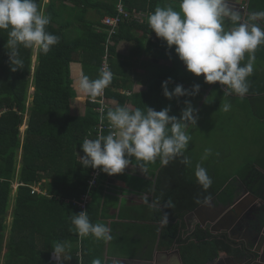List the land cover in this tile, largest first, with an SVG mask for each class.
I'll use <instances>...</instances> for the list:
<instances>
[{"label": "trees", "instance_id": "16d2710c", "mask_svg": "<svg viewBox=\"0 0 264 264\" xmlns=\"http://www.w3.org/2000/svg\"><path fill=\"white\" fill-rule=\"evenodd\" d=\"M258 1L254 0V4ZM125 2L129 10L135 5L141 10L146 8L142 0ZM37 4L51 17L46 31L59 37V43L47 54L21 46L22 63L13 65L17 70L12 71L4 47L7 31L0 30V257L5 249L4 264H58L52 260V246L55 242H67L69 264H92L96 254L91 253L88 258L87 249L98 248L94 245L97 239L92 235L80 236L71 218L81 211L74 200L86 193L94 170L81 166L78 156H83V152L80 144L98 126L100 113L96 110L98 103L90 101L84 106V114L75 113L73 104L78 94L71 64L79 60L85 75L90 79L98 78L107 41V34L98 29L100 19L116 13V0H49L47 3L37 0ZM90 11L100 19L89 16ZM131 23L134 22L127 24ZM117 36L116 41L120 39ZM109 49L110 54L114 52L113 46ZM114 77L113 74L106 94L121 106L125 97L113 92ZM30 97L32 101L28 104ZM25 122L27 128L22 136L20 129ZM108 133L106 130L103 135ZM182 159L177 157L164 166L156 180L155 193L162 208L155 210V220L162 222L166 213L165 226L161 232L158 226H143L142 229L146 232L154 230L156 239L159 235L160 248L179 244L183 264H209L222 256L235 254L224 237L214 236L199 227L189 234L185 231L186 215L214 198L221 189L215 188L210 196L205 197L199 191V197H191V202L196 200V204L189 208L184 206L185 198L180 197L172 185L167 184V190L164 188L169 173H179L183 180L187 177L189 170ZM242 172V183L264 200V175L254 163L245 165ZM107 176L101 173L97 185L91 190L87 214L92 223H97L99 217ZM15 181L23 185L13 196ZM34 185L45 194H32L31 186ZM200 185L199 189H202ZM210 186L214 187V182ZM231 191L225 192L227 201L232 199L228 197ZM12 198V222L8 226L6 219ZM169 201L172 206L166 207Z\"/></svg>", "mask_w": 264, "mask_h": 264}, {"label": "crops", "instance_id": "0c3cea01", "mask_svg": "<svg viewBox=\"0 0 264 264\" xmlns=\"http://www.w3.org/2000/svg\"><path fill=\"white\" fill-rule=\"evenodd\" d=\"M137 1L139 0H135V2ZM228 3L229 7L237 9L241 7L242 10L235 11H238L245 19L252 12L264 11L263 0H259L258 3L255 2L256 4H254V0H228ZM142 5L146 7L144 10H141L136 5L132 10L145 13L147 15L146 18L140 24L126 23L121 26L118 34L120 39L118 41L114 39V44L112 45L114 52H111L110 64L116 84L112 90L125 97L121 106H127L133 110L140 108L145 112L147 107L160 111L170 106L169 115L177 117L180 116L181 110L185 107V101L191 102V105L196 110L198 120L196 126L190 125L188 128L192 139L188 149L184 152V156H187L191 162L186 165L189 172L184 180L179 173L171 175L169 173L168 181L164 185L166 190L169 188L167 184L172 185L174 191L180 197L185 198L183 205L189 208L196 204V200L191 202V197H199V191L201 196L205 197L210 196L215 189L213 186L204 189L197 182L195 172L190 168L198 165V160L205 155V149H209L206 139H209L211 134L208 132L219 126L221 129L218 132L230 134L232 132L231 127L234 124L244 134L251 133L261 136L264 133V45L259 46L255 50L254 70L253 74L248 78V93L244 97L229 96L223 93L219 83L207 84L204 82L203 76L196 77L194 74L189 73L176 56L174 46L173 49H168L166 42H163L154 32H151L152 30L147 23L149 13L153 12L157 6H171L178 10V0H142ZM89 16H93L96 20L100 19L99 15L93 11H90ZM101 21L102 19H100ZM257 23L264 27V20H259ZM225 26L231 27L230 21L226 20ZM247 59L246 54L242 64L246 63ZM82 73L84 74L83 64L76 60L71 64L74 88H76L78 94L74 104H78L79 107L77 108L81 109L79 113L84 114L86 95L77 88ZM168 78L172 80V83L169 84V90L179 84L191 91L193 85L198 84L200 86L199 92L196 95L174 97L169 100L164 97L161 88L162 82ZM108 102L109 107L113 109L120 105L113 98H108ZM225 103L231 104V109L228 112L222 110V106ZM206 134V139H203L202 135L205 136ZM263 143L260 141L255 147L258 148L260 154L262 153V157H256L247 162V164L254 163L257 170L264 175ZM227 149L230 150L231 146L228 145ZM245 162L243 160L244 164ZM163 168L164 165L160 163L159 159L155 162H149L142 168L133 158L131 165L122 174L107 176L104 181L105 194L97 222H102L110 228V239H97L98 241L96 240L94 245H97L98 248L92 247L91 249L89 247L87 249L88 258L91 253L93 255L95 253L93 260L100 259L102 264H177L175 259L159 260L157 255L171 247L160 248L159 235L156 239V236H153L154 230L146 232V230L142 229L143 226H158V231L161 232L166 224L163 221L158 222L155 220V210L162 208L156 197L155 184L158 174ZM243 168L238 174L235 173V175L227 176L224 179L218 188L221 191L217 192L214 198L217 197L220 202L228 203L230 199L227 201L226 196H224L226 191L232 190L228 195L231 198L235 195L237 196L240 192L245 196L243 197L245 198L244 200H248L245 201L239 211L247 213L255 205L263 208L264 200L247 189L242 183L240 176L243 173ZM207 175L210 177L211 183L216 181V175L213 171H207ZM228 182L230 183L228 184ZM199 185L202 189H199ZM245 190L249 192L245 193ZM251 194L257 199L253 198ZM145 197L148 203L144 202ZM219 204V202L215 201L214 204L203 209L198 217L185 218L183 222L186 225L185 231L189 234L193 229L201 228L198 224L199 222L212 220L215 211L221 209ZM182 233L184 232L182 231ZM225 240L227 243L229 242L227 239ZM174 246L180 249L179 244L174 243L172 247ZM63 255L68 257L66 252ZM222 257L224 258L225 256ZM54 259L52 255V260ZM54 262H57V260L55 259ZM229 262L231 263V261ZM63 264H69V261H64Z\"/></svg>", "mask_w": 264, "mask_h": 264}, {"label": "clouds", "instance_id": "9594fccd", "mask_svg": "<svg viewBox=\"0 0 264 264\" xmlns=\"http://www.w3.org/2000/svg\"><path fill=\"white\" fill-rule=\"evenodd\" d=\"M178 4V10L157 6L149 13L147 23L151 32L166 42L168 49L174 46L176 56L189 73L203 76L207 84L219 83L226 95L244 97L249 91L248 78L254 70L255 50L264 45V27L257 23L264 20V11L252 12L245 19L229 7L228 0H178ZM226 20L231 27L225 26ZM50 23L51 17L40 10L37 0H0V30L7 31L4 47L12 71L17 70L13 65L22 63L21 46L37 48L47 54L59 43L58 36L46 31ZM246 54L247 62L242 64ZM112 79V72L106 68L100 69L96 79L82 73L78 88L96 98L103 94ZM170 83L172 80L168 78L161 84L163 95L169 100L199 92L198 84L189 91L179 84L169 90ZM230 109V103L223 104V111ZM170 110V106L160 111L147 107L146 112L127 106L109 108L106 113L109 133L83 140L80 145L84 155L78 156L81 166L112 176L122 174L133 158L142 168L157 159L167 166L177 157H183L181 162L185 165L190 164L184 152L192 139L188 128L197 125L196 110L188 100L179 117L169 115ZM210 154L211 149H205L203 158ZM195 176L204 189L210 187L211 179L205 168L197 165ZM144 202L148 203L146 197ZM165 206L171 207V201ZM163 222H167L166 213ZM71 223L82 237L92 235L96 239H110V228L102 222L92 223L86 210L73 214ZM67 247V242H55L52 246L58 264L70 259L63 255ZM92 264L102 262L94 259Z\"/></svg>", "mask_w": 264, "mask_h": 264}, {"label": "water", "instance_id": "95a60500", "mask_svg": "<svg viewBox=\"0 0 264 264\" xmlns=\"http://www.w3.org/2000/svg\"><path fill=\"white\" fill-rule=\"evenodd\" d=\"M233 10L239 9L230 7ZM242 10V9H241ZM249 191L246 190V193ZM252 195V194H251ZM236 195L228 203L220 202L217 197L203 203L194 211H191L187 214L186 218L198 217L199 214L205 209L207 206L212 205L215 201L219 202L221 209L215 211L212 220L209 222H199V226L203 228L206 232L219 237H227L230 245L233 250L236 251V255H226L224 258L220 257L218 260L212 262V264H219L221 261H234L237 258L244 257L246 260V264H264V221L261 219L259 227H252V223L255 222V219H249L248 226L245 229V246L240 244L239 239L233 235L236 233L237 228L241 227V223L244 222V218L242 216L245 213L239 211L238 207L241 203L240 200H236ZM253 198H256L252 195ZM260 221V220H259ZM230 233V235H229ZM159 260H169L175 259L177 264H183V260L181 257V251L178 247L174 246L168 249L163 253H159Z\"/></svg>", "mask_w": 264, "mask_h": 264}, {"label": "rangeland", "instance_id": "374dc122", "mask_svg": "<svg viewBox=\"0 0 264 264\" xmlns=\"http://www.w3.org/2000/svg\"><path fill=\"white\" fill-rule=\"evenodd\" d=\"M44 1L45 3H47L49 0H44ZM33 66L34 67L36 66V56L33 58ZM32 90L33 88H31V91ZM78 90L80 91L79 88ZM31 101H32V98L30 97L28 99V104H30ZM73 107H75V113L81 112V109L77 108L79 107L78 104L76 105L73 104ZM230 119L232 120L231 117ZM26 128L27 126L25 122L24 125H22L20 129L22 136H24V132ZM219 129H221V127L216 126V128H214L213 131L208 132L211 134V137L209 139H206L207 134L205 136L202 135V138L206 139L207 144L209 146V149H211L212 154L208 155L207 158L202 157V159L198 160V165L202 166L207 171H213L214 174L216 175V181L214 182L215 188H218L223 183L224 179H226L227 176L235 175V173L238 174L240 170L243 167H245V165H247V162H249L250 160L256 157L261 158L262 153L260 154V151L258 150V148H255V147L259 144L260 141L264 142V133H262L261 136L259 134H251V133L244 134L240 131V128L234 124L231 127L232 132L230 134L228 133L223 134L221 132H218ZM228 145L231 146L230 150L227 149ZM243 160L246 161L245 164L243 163ZM196 166L190 167L193 172H195ZM19 168H20V164L18 165V169ZM15 182L13 184V187H14V191L12 194L13 196H14V192L16 191L15 188L17 187V184H19L18 181L16 183ZM229 183L230 182H228V184ZM13 207H14V201L12 198V201L9 207V213L6 219V223L8 226H10L12 222ZM8 233H9V230L6 232V239L9 236ZM5 252L6 250L4 249L0 257V264H4ZM53 259H54V256H53Z\"/></svg>", "mask_w": 264, "mask_h": 264}, {"label": "built area", "instance_id": "2783aa9c", "mask_svg": "<svg viewBox=\"0 0 264 264\" xmlns=\"http://www.w3.org/2000/svg\"><path fill=\"white\" fill-rule=\"evenodd\" d=\"M116 13L114 15H107L101 21V30H103L107 34V41L105 44V55L103 56L102 68L109 69L111 72L110 65V46L114 44V38L119 34L120 28L123 24L128 22L141 23L144 18H146V14L143 12H137L135 10H129L127 8L125 0H116L115 5ZM108 88V87H107ZM107 88L104 89L103 94L96 98H92L86 95V100L92 103H98L96 110L100 113V121L98 126L94 128V132L90 133V136H87L88 139H95L100 135H103L104 131L110 130L109 123L106 122V112L110 108L108 102V96L106 94ZM1 115V113H0ZM105 118L102 120L101 117ZM84 155V153H81ZM102 172L99 169H94L92 174L88 180L87 191L79 200H74V203L81 209V211L88 209V203L91 198V190L97 185L98 180L100 178ZM23 184H17L18 188ZM32 194L34 193H42L40 187L38 185L31 186ZM45 194V193H42Z\"/></svg>", "mask_w": 264, "mask_h": 264}, {"label": "flooded vegetation", "instance_id": "af4514ba", "mask_svg": "<svg viewBox=\"0 0 264 264\" xmlns=\"http://www.w3.org/2000/svg\"><path fill=\"white\" fill-rule=\"evenodd\" d=\"M248 189V188H247ZM246 191V190H245ZM246 193V192H245ZM243 197H245V196H243L240 192L238 193V195L235 197L236 198V200H240L241 201V203L239 204V206L238 207H242L243 206V204L245 203V201H247V200H244L245 198H243ZM240 207V208H241ZM239 208V209H240ZM242 218H244V222H242L241 223V227H239V228H237V230H236V233L234 232L233 233V235H235V237L236 238H238L239 239V241L238 242H240V244H242L243 245V248H244V246H245V241H247L246 240V238H245V229H246V227L248 226V221H249V219H255V222L254 223H252V227H259V224H260V222H261V219H263V221H264V207L262 208L261 206H257V205H255L253 208H250V210H248V212L247 213H245V215L244 216H242ZM260 220V221H259ZM194 230V229H193ZM192 230V231H193ZM229 235H230V233H229ZM225 239H227V237L225 236ZM235 255V254H234ZM219 259V258H218ZM218 259H216V260H218ZM215 261V260H214ZM213 261V262H214ZM227 260H225V261H221L219 264H246L245 262H246V260L244 259V257H241V258H237L236 260H234V261H232L231 263L229 262V261H227ZM209 264H212V262L211 263H209Z\"/></svg>", "mask_w": 264, "mask_h": 264}]
</instances>
